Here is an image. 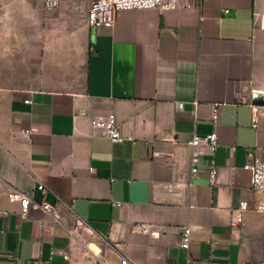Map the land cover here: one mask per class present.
Returning a JSON list of instances; mask_svg holds the SVG:
<instances>
[{
  "label": "crops",
  "instance_id": "crops-1",
  "mask_svg": "<svg viewBox=\"0 0 264 264\" xmlns=\"http://www.w3.org/2000/svg\"><path fill=\"white\" fill-rule=\"evenodd\" d=\"M47 1L2 4L0 264H264V213L231 224L261 199L243 165L264 158V110L254 127L249 104L264 96V0H167L98 27L92 0ZM214 130L215 152L192 164L188 142ZM14 189L63 218L23 216Z\"/></svg>",
  "mask_w": 264,
  "mask_h": 264
},
{
  "label": "built area",
  "instance_id": "built-area-1",
  "mask_svg": "<svg viewBox=\"0 0 264 264\" xmlns=\"http://www.w3.org/2000/svg\"><path fill=\"white\" fill-rule=\"evenodd\" d=\"M52 1L54 0H48L47 5L49 6ZM166 1L167 0H92L88 14V22L90 23V25L95 27L113 26L117 20L118 15L122 11L161 8ZM2 4L3 0H0V47L2 42ZM257 97L260 96L254 94V96L249 100V104L252 106L254 112V127L258 126V115L262 114L264 110V106L257 105L253 102V100ZM183 105L184 104L182 102H179L177 104L179 108H182ZM195 105L196 106L194 109V113L196 112L198 103L195 102ZM221 107V103L211 104V120L215 126H217L220 122ZM92 124L94 127L100 128L102 131V135L107 137L113 143L121 142L124 139H129L134 142L132 136L126 137L121 134V131L114 118H93ZM25 132L30 133V130H26ZM188 144L192 149V164H197L203 155L208 153L213 154L215 152L218 146V133L216 130H214L213 132L204 136L196 135L188 142ZM154 155L158 156L159 154L155 152ZM243 168L251 173L252 188L257 194L261 196V199L256 198L252 206H250L248 201H242L240 207L235 210V213L231 218V224L233 226H238L240 223H242L243 212L248 209H251L255 212L264 213V158H260L257 156L253 157V159L247 161L243 165ZM217 173L218 170L215 166V161L212 160L210 170L211 182H215ZM37 190L41 191L42 193H46L47 188L45 184L41 182L37 185ZM9 196L12 199L19 200L21 202V214L23 216H26L28 214L31 206H34L35 208H42L46 212L52 213L56 220H61L63 218L61 211L48 203H35L32 205L30 195L19 189H14L13 191H11L9 193ZM116 204H119V202H117ZM0 212L7 213L6 211H3L1 209V202ZM77 219L78 218L76 217L75 220L77 221ZM179 232L180 246L182 248L189 249L192 240V228L190 226H182L179 229ZM86 245L88 246V244ZM55 252V250H51V256ZM67 258H69V256H67ZM35 263H39V260ZM87 264H93L90 257H88ZM120 264H130V262L127 257H122L120 260Z\"/></svg>",
  "mask_w": 264,
  "mask_h": 264
},
{
  "label": "water",
  "instance_id": "water-1",
  "mask_svg": "<svg viewBox=\"0 0 264 264\" xmlns=\"http://www.w3.org/2000/svg\"><path fill=\"white\" fill-rule=\"evenodd\" d=\"M253 102L257 105L264 106V96L257 97L253 100Z\"/></svg>",
  "mask_w": 264,
  "mask_h": 264
}]
</instances>
